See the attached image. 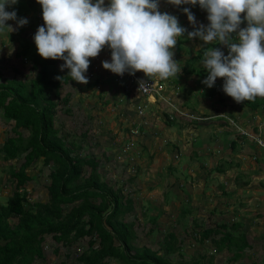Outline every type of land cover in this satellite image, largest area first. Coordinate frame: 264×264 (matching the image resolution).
<instances>
[{
  "label": "rangeland",
  "instance_id": "374dc122",
  "mask_svg": "<svg viewBox=\"0 0 264 264\" xmlns=\"http://www.w3.org/2000/svg\"><path fill=\"white\" fill-rule=\"evenodd\" d=\"M160 8L163 12V7ZM178 9L179 6L171 4L164 7L165 12L175 16ZM6 10L15 11L18 18H26L28 23L23 27H17L16 21L10 20L6 24L11 25L14 31L10 32L7 29L0 31V82L13 78L29 87L36 71L31 69L26 51L27 48L35 46L33 37L37 28L43 25L41 7L36 0H17ZM195 17H202L203 24L207 26L206 11L203 10L201 15ZM244 26L246 25L241 24V27ZM189 29L191 30L188 31ZM192 30L193 25H190L187 32ZM187 32L184 37L186 41H190L187 39ZM25 47H27L26 51ZM207 48L211 47L206 46L201 50ZM221 51L227 53L228 50L222 47ZM98 58L101 60L97 61ZM105 60L110 61V58H105L104 53L92 58V61L96 64L99 62V65ZM62 64V60H56L55 71L59 76H67L68 69L61 71ZM92 68L90 66V69ZM190 68L189 66L188 69ZM100 72H102L100 66L96 67V73L92 70L89 75L90 72H87V84L77 83L67 76L66 82L61 83L57 92L48 93L49 98L56 104L52 125L56 131L55 136L69 149L71 157L93 159L97 164L99 180L112 189L121 188L122 196L132 199V209L121 215V219L131 224L134 233L133 245L157 248L161 252V247L171 235L174 251L168 254L164 252L163 258L173 264H189L194 260H199L203 264H264V148H260L250 140V137L256 136L264 145V107L260 106L252 112L243 111L237 118L226 116L225 113H222L223 117L212 118L211 122L215 120V125H218L221 134H224L215 135L212 125L205 127L209 137H204L203 142L202 139L197 138L196 148L202 147L203 143L206 144L205 147L211 146L215 142L211 140L212 134L219 137V141L215 144L217 148L213 151L209 150L205 154V163L201 164L207 167L209 172L205 173L201 166L202 169L198 171L196 167L190 165L191 175L187 171L189 163H185L186 160L180 158L179 154L189 153L190 159L191 153L196 151L191 149L192 146L188 142L194 140H185L182 144L174 139L178 141L175 142L178 145L177 150L172 149L170 145L173 142L168 135H160L164 130L161 123L163 117H154L152 108L148 106L147 109L145 103L142 105V99L127 106L122 98L124 95L122 88L119 89L120 84L114 83L107 89L104 83L98 86L91 85V81L100 79V75H97ZM195 74L199 75L198 72ZM65 97H68L67 104L62 102ZM174 97L173 93L171 99L178 101ZM147 100L149 99L144 101ZM154 103L157 104V99ZM241 104L243 106L240 103L235 106L249 110L244 106V102ZM157 105L162 106L163 102L159 100ZM183 106L188 114L200 118L189 111L191 110L189 103ZM137 107H141L140 115ZM239 111L238 109L237 112ZM1 112L0 110V147L6 138L16 136L12 130L13 122L4 118ZM129 117L133 119L129 120ZM145 117L148 120H144L145 125L141 122V129L154 135L158 131L160 155L163 153L162 157L166 158L168 171L163 165H158L155 174L151 173L153 154L147 150L141 153L134 152L133 143H126L130 137L121 129H130L132 123H137L140 119L143 121ZM152 119L155 122L152 123ZM219 120L223 122L219 123ZM174 121L175 126L178 124L180 129L187 126L192 134L197 125L198 129L201 128L199 123L205 122L180 116ZM16 131L24 140L29 135L28 130L25 129ZM136 131L138 130H134V134H131L133 136L131 139L137 137L135 141L140 142V132L135 134ZM199 131L201 130H197ZM242 132L250 137H246ZM229 134L231 135L229 138L235 139L233 147L226 142L230 141L225 137ZM156 136H153L155 139H152V144L159 147V143L155 142ZM160 136L164 139L161 140ZM142 157L146 159L143 163L140 159ZM22 161V155L17 159L5 160L3 153L0 152V205L11 196L14 187V181L9 173L12 170H19ZM171 161L174 163L172 164ZM212 167H217L222 172L210 170ZM52 168L53 165H44L43 159L39 157L25 171L31 179L26 181L21 189L26 193L29 203L46 201L45 188L49 181L48 173ZM88 172L89 169L86 167L83 177H86ZM196 178L200 181H195ZM204 180H208V183H203ZM69 208L70 205H65L63 212L68 211ZM219 225H224V229ZM214 227H217V231L224 230L225 233L230 234L237 241L236 243H239V237L243 236L246 248L241 251L239 258H233L237 252L234 246L218 251L209 240L204 241L203 244L198 242V233L202 229ZM220 235L221 233L211 237L217 240ZM86 242L87 238H81L68 247H62L46 236L42 248L43 259L33 260L32 264H78L76 256L86 249ZM107 264L117 263L109 260Z\"/></svg>",
  "mask_w": 264,
  "mask_h": 264
},
{
  "label": "trees",
  "instance_id": "16d2710c",
  "mask_svg": "<svg viewBox=\"0 0 264 264\" xmlns=\"http://www.w3.org/2000/svg\"><path fill=\"white\" fill-rule=\"evenodd\" d=\"M179 8H190L196 15L203 13L198 5L185 4ZM200 52L202 50L197 55ZM26 53L31 69L36 71L30 86L13 78L0 82V110L4 118L13 122L12 130L16 135L5 139L0 152L5 160L17 159L21 155L23 159L19 170L10 171L14 187L11 196L0 205V264H32L33 260H42L46 236L62 247L87 238L86 249L76 256L78 264H107L109 260L117 264H173L163 258L164 252L174 251L173 237H167L161 252L157 248L135 247L131 224L121 219V215L132 209V199L123 197L121 188L112 189L100 181L94 160L71 157L69 149L55 136L52 122L56 104L48 93L57 92L68 77L59 76L55 71L56 60L42 59L35 46L27 48ZM62 102L67 104L68 97ZM244 106L251 111L264 107V98L244 101ZM140 127L138 124L132 126L143 135ZM18 129L28 130L25 140L16 131ZM234 145L232 142L230 147ZM39 157L44 165H53L45 188L47 199L29 203L21 188L31 179L25 171ZM86 167L89 172L83 177ZM210 170L222 172L217 167ZM65 205L70 208L63 212ZM12 220L15 221L10 222ZM219 226L224 229V225ZM219 233L217 240L211 237ZM197 240L200 244L211 241L218 251L234 246L237 249L234 259L239 258L246 248L243 236L236 243L224 230L217 231V227L202 229ZM189 264L203 263L194 260Z\"/></svg>",
  "mask_w": 264,
  "mask_h": 264
},
{
  "label": "clouds",
  "instance_id": "9594fccd",
  "mask_svg": "<svg viewBox=\"0 0 264 264\" xmlns=\"http://www.w3.org/2000/svg\"><path fill=\"white\" fill-rule=\"evenodd\" d=\"M16 2L0 0V31H14L6 24L10 20L16 21L17 27L28 23L26 18H18L15 11L6 10ZM36 3L41 7L43 20L33 37L37 55L45 60H62L61 71L68 69L67 76L77 83H88L90 59L98 57L105 47L111 58L102 62V68L118 76L141 72L146 78L166 80L177 78L182 72L173 49L177 38H183L187 29L175 15L160 11V0H108L107 5L105 0H36ZM167 3L198 5L206 11L207 26L197 25L190 8L183 9L188 23L193 25L187 39L228 50L227 55L218 47L204 51L207 75L202 83L206 87L212 88L222 78L223 92L237 103L264 98V0H167ZM139 83L140 87L146 86L144 81Z\"/></svg>",
  "mask_w": 264,
  "mask_h": 264
},
{
  "label": "crops",
  "instance_id": "0c3cea01",
  "mask_svg": "<svg viewBox=\"0 0 264 264\" xmlns=\"http://www.w3.org/2000/svg\"><path fill=\"white\" fill-rule=\"evenodd\" d=\"M166 2H167V0H160V7L161 6L163 7V12H165L164 7H166L169 4V3L165 4ZM107 3H108V0H105L106 5H107ZM168 9L170 10L169 6H168ZM160 11H162L161 8H160ZM174 11H175V9H174ZM176 16L179 18V23L182 27H184L186 29L190 28V24L188 25L187 16L183 13V9L179 8L177 13H176ZM195 18H196L197 25L204 23V21L201 20L202 17H195ZM190 30L191 29H189L188 31H190ZM193 43L195 44V46H193ZM208 45H210V44H208ZM208 45H204L203 42L198 40V39H191L190 41H186L185 37H183V38L178 37L177 38V46L175 47V49H173V51L175 53L174 59L177 62H180V65L183 68L181 74H179L177 78H168L166 80H161L158 77H151V78L157 80L162 85L160 96L170 97V100H171L173 106L177 107L178 110L183 111V112H186L183 105L186 103L187 104L189 103L190 107H191V110H189V111L194 112L193 114L198 115V117H200V118H203L202 121H205V122L199 123V124H201V126H199L201 128L198 129V125H197L193 134L190 131H188L187 126H184L181 129L179 128L178 124L175 126L174 120H176L177 116L175 118H172L171 120L169 119V114H171V108H170V106L165 105V103H163L162 106H158L157 104L160 100V97H142V96L138 95L132 88L129 90L125 89L124 84L117 82V80L115 79L116 74H113L110 71L104 70L102 68V64L99 65V62H98L97 63L98 65H97L94 61H92V59H90V66H92L93 68L90 69V66H89V68L87 70V72H90L89 75H91L92 70L96 73V67L100 66V69L102 70V72L97 74V75H100V79H94L93 81H91V85L98 86L100 83H104L105 89H107V87L112 86L114 83H117L118 85L120 84L119 89H120V87L122 88V91L124 93L122 98H123V101H125L127 106L135 104L136 102H138L142 99V105L145 103L147 105L146 108L148 106L150 108H152V110H153L152 114L154 117H156V118H159L158 116L163 117V122L161 121V123H162L164 130L161 131L160 135H162V136L168 135V138H170V141L173 142L170 145V147L172 149L177 150L176 147H177L178 143H175V142L180 141L183 144L185 142V140H194L193 142L192 141L188 142L190 144V146H192L191 149L194 152L196 151L195 153H191L190 159H189V153L180 152V154H179L180 158L186 160L185 163H187V164L189 163L188 167H187L188 168L187 171L190 174H191L190 165H192L193 167H196V169L198 171H200L202 168H204L205 173H207L208 168L203 167L201 165L202 163H205V161H206L205 160L206 159L205 154L209 150L213 151V150H215L214 148H217L215 144H216V141L217 142L219 141V137H217L215 135H223L224 134V133L221 134L222 131L220 132V130H219L220 128L217 127L218 125H215L216 121L214 120L213 122H211L212 121L211 119L215 118V117H223L224 115L237 118L239 113H243V111L252 112L250 109L246 110V109H241L242 107H240V108L236 107V106H238L237 105L238 103L235 102L231 97L227 96L222 90V87H223V79L222 78H218L215 81V85L212 88H208L202 83V81L206 78V75H207V70L205 69V67L203 65V53L206 49H204V51L200 52V55H197V53L199 51H201V49L206 48V46H208ZM213 45H214L213 47H218L220 49L222 48V46H220V45H215V44H213ZM101 53L105 54V58H111L110 50L107 47H105L101 51ZM225 54L227 55V53H225ZM101 59H103V57ZM101 59L98 58L97 61H99ZM189 66L191 67L190 69H188ZM196 72H198L199 75H196L195 74ZM95 73H93V74L96 75ZM135 75H137V77H139V78H146L144 76V74L141 72H136ZM166 92L168 94H165ZM173 93L175 96L174 98H176L178 101H174L173 99H171V96L173 95ZM102 95H104V93H102ZM146 99H149V100L144 101ZM155 99H157V104L154 103ZM241 103H243V102H240V105L243 106ZM238 109L240 110L239 112H237ZM148 112H150V111H148ZM222 113H225V114L223 115ZM133 117H134V115H133ZM133 117H129L128 119L131 120V118L133 119ZM125 119H127V118L125 117ZM145 119H147V117H145L143 119V121H140L141 120L140 119L139 120L140 122L138 121L137 123H132V126L134 124H138V125L142 126L141 122L143 123V125H145L144 124ZM153 122H155V121H153V119H152V123ZM218 122L222 123L223 121L219 120ZM192 125H193V123H192ZM210 125H212L214 127V131L216 133L215 135L212 134L213 136L211 137L212 138L211 140H215V142H213L212 145L208 146V147L207 146L205 147L206 144L203 143L202 147L200 146L199 148H196L195 141L197 138L202 139V142H203L204 137H209V133L207 132V128H205V127L210 126ZM219 126L221 127L223 125H219ZM173 127H176V129H173ZM131 129L136 130L134 128H130V130ZM121 130H122V132H124L125 135H128L130 137V138H128L126 143H129V142H131V144L133 143L132 147L133 146L135 147L134 152L141 153V151L144 152L145 150H147V152H151L153 154L151 156L152 157L151 171H150L151 173L154 172V174H155V172H156L155 170L158 169V165H163V168L166 171H168L169 166H168V163H166L167 160H166V158L162 157L163 153H162V155H160L159 148L161 149V146L159 143L160 142L159 138H158L159 136L157 135L158 131H156L155 135H154V133L150 134L146 130L144 132L141 129L143 135H141V136L138 135L139 139H141L139 142V140L135 141V139L137 137L135 139L134 138L131 139L133 136L131 135L129 128H126V129L124 128ZM197 130H201V131L197 132ZM136 133H138V132H136ZM153 136L157 137L155 142L159 143V147L157 145L152 144V139L153 140L155 139ZM229 136H231V135L229 134V135H226L225 137L229 138ZM143 139H144V142H143ZM160 139L162 140L164 138H161V136H160ZM174 139L178 140V141H174ZM229 140L230 141H228V140L226 141L229 145L232 142L235 143V139L233 140V139L229 138ZM153 147H156L157 149H152ZM180 150H181V148H180ZM140 159H141L142 163L145 162V160H146L143 157ZM171 162H172V164L174 163L173 161H171ZM148 165H149V160H148ZM200 166L202 168H200ZM196 180L200 181L199 178H196L195 181ZM203 183H205V184L208 183V180H204Z\"/></svg>",
  "mask_w": 264,
  "mask_h": 264
},
{
  "label": "built area",
  "instance_id": "2783aa9c",
  "mask_svg": "<svg viewBox=\"0 0 264 264\" xmlns=\"http://www.w3.org/2000/svg\"><path fill=\"white\" fill-rule=\"evenodd\" d=\"M115 79L118 82H123L125 89H133L138 95L142 96V97H160V100L165 103V105L170 106L171 108V114H169V119L171 120L172 118H175L176 116H180V117H188L191 119H195L198 120L200 118L197 117H193L192 115L188 114L187 112H183L178 110L177 108H175V106H173L171 100L168 97H164L161 98L162 96H160V92L162 89V85L155 79L153 78H139L137 77V75H129L127 72L124 73L122 76H118L115 75ZM140 81H144L146 86H141L140 87ZM137 111L139 112V115L141 114V107H137ZM171 115V116H170ZM134 130H130L131 134L133 135ZM137 132V131H136ZM137 134V133H135ZM242 134H244L246 137H250L249 135H247L246 133L242 132ZM256 145H258L261 148H264V145H262L258 139V137H250Z\"/></svg>",
  "mask_w": 264,
  "mask_h": 264
},
{
  "label": "bare ground",
  "instance_id": "6f19581e",
  "mask_svg": "<svg viewBox=\"0 0 264 264\" xmlns=\"http://www.w3.org/2000/svg\"><path fill=\"white\" fill-rule=\"evenodd\" d=\"M150 99V98H149Z\"/></svg>",
  "mask_w": 264,
  "mask_h": 264
}]
</instances>
